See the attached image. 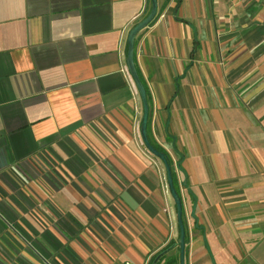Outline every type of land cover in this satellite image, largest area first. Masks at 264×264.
<instances>
[{
	"label": "crops",
	"instance_id": "obj_1",
	"mask_svg": "<svg viewBox=\"0 0 264 264\" xmlns=\"http://www.w3.org/2000/svg\"><path fill=\"white\" fill-rule=\"evenodd\" d=\"M136 36L186 264H264V0H158ZM151 0H0V264H180L128 35Z\"/></svg>",
	"mask_w": 264,
	"mask_h": 264
},
{
	"label": "water",
	"instance_id": "obj_2",
	"mask_svg": "<svg viewBox=\"0 0 264 264\" xmlns=\"http://www.w3.org/2000/svg\"><path fill=\"white\" fill-rule=\"evenodd\" d=\"M159 9V1L158 0H151V9L149 13L139 21L129 32L128 35V56H127V65L128 69L133 76L137 88L140 92L143 107H144V115L143 121L141 126V133L143 141L148 148V150L153 153L155 156L159 157L166 166L167 171V180H168V187L170 192L174 198L176 208H177V218L180 228V238H179V248H180V264H186V226L184 221V200L181 193L178 192L174 183L173 177V169L172 165L169 163L166 154L159 149H157L153 143L151 142L148 134V121L150 115V104L148 99V92L145 84L143 83L139 71L137 69L136 61H135V40L137 34L147 27L157 16ZM172 246L168 249L164 250L163 252L159 253V255L155 258L152 264H157L162 256H164L167 252L171 250Z\"/></svg>",
	"mask_w": 264,
	"mask_h": 264
},
{
	"label": "trees",
	"instance_id": "obj_3",
	"mask_svg": "<svg viewBox=\"0 0 264 264\" xmlns=\"http://www.w3.org/2000/svg\"><path fill=\"white\" fill-rule=\"evenodd\" d=\"M153 145H154L157 149H159L160 151H162V152H164V153L166 154L169 163L172 165V161H171L169 155L166 153V151H165L162 147L158 146L157 144H153ZM173 177H174V183H175L176 189H177L178 192L180 193V191H179V189H178V186H177L176 175H175L174 172H173ZM186 243H187V237H186ZM169 247H170V245H168L167 247H165V248H164L163 250H161L159 253L163 252L164 250L168 249ZM179 251H180V248H179ZM159 253H157V254L153 257V259H152V261H151L150 264L153 263V261L155 260V258L159 255ZM179 253H180V252H179ZM179 255H180V254H179ZM163 257H164V256H162L161 259H162ZM161 259H160V260H161ZM160 260H159V261H160ZM159 261L157 262V264H159ZM167 264H170V261L167 262Z\"/></svg>",
	"mask_w": 264,
	"mask_h": 264
},
{
	"label": "rangeland",
	"instance_id": "obj_4",
	"mask_svg": "<svg viewBox=\"0 0 264 264\" xmlns=\"http://www.w3.org/2000/svg\"><path fill=\"white\" fill-rule=\"evenodd\" d=\"M185 260H186V257H185Z\"/></svg>",
	"mask_w": 264,
	"mask_h": 264
}]
</instances>
